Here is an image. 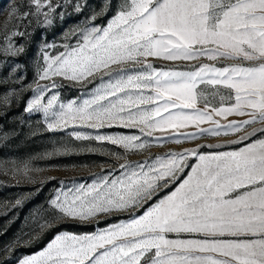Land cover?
I'll list each match as a JSON object with an SVG mask.
<instances>
[{"label": "snow or ice", "instance_id": "obj_1", "mask_svg": "<svg viewBox=\"0 0 264 264\" xmlns=\"http://www.w3.org/2000/svg\"><path fill=\"white\" fill-rule=\"evenodd\" d=\"M87 7L88 0L11 5L0 26V57L24 53L16 42L27 35L19 30L23 21L52 26L69 15L57 9L82 14ZM62 39L74 43L41 45L25 112L43 114L50 132L71 128L75 141L118 150L99 149L112 163L86 180L61 179L38 230L58 220L128 218L91 233H58L18 264H264V0H104ZM7 68L0 64V71ZM19 68L11 67L0 85L19 84ZM59 81L80 85L83 94L61 99ZM16 98L15 89L0 94V107ZM114 127L136 131L100 132ZM221 135L237 136L227 143L243 147L150 151L153 144ZM72 154L61 144L42 158ZM38 170L29 161L3 169L29 182Z\"/></svg>", "mask_w": 264, "mask_h": 264}, {"label": "rangeland", "instance_id": "obj_2", "mask_svg": "<svg viewBox=\"0 0 264 264\" xmlns=\"http://www.w3.org/2000/svg\"><path fill=\"white\" fill-rule=\"evenodd\" d=\"M24 2L25 0H0V26L8 17L10 6ZM103 3L104 0H88V7L82 14L72 13L71 8L57 9L58 12L65 11L69 15H65L63 19L57 16L52 26L37 27L35 23L27 26L28 22L23 21L19 30L26 31L27 35L16 38V42L24 45V53L14 57H0V64L8 66L7 69L0 71V77L7 75V71L15 65L20 66L16 76L22 77L19 84L0 85V94L11 89H15L17 92V98L13 99L9 106L0 107V261L7 257L10 264H18L19 259L41 251L58 233H91L128 218L127 214H117L110 218L99 217V223L87 224L72 220H58L54 222L55 226L45 228L43 231L38 230V225L43 222V218L51 214L49 201L61 186L60 180L65 178H84L86 180L90 173H98L101 166H108L112 163V160L101 154L99 149L118 150L113 145H100L94 140L75 141L69 135L71 128L62 132H50L46 129L43 114L25 112L27 100L33 95L27 85L35 86L36 66L41 45L45 42L56 45L66 42L74 43V41L62 39L64 32L77 24H82L92 9L99 10ZM106 22L107 17L97 21L101 24ZM12 23L20 24L21 22L13 21ZM62 50L63 48L59 47L50 51L54 54L56 51ZM152 62L156 65L170 63L163 60H152ZM16 76L13 79H16ZM41 83L46 82L42 81ZM59 83L65 85L59 89L63 100L83 94L80 85L68 86L70 83L68 81H59ZM229 119H242V117L231 116ZM85 131L91 132L93 135L96 134L95 130L85 129ZM129 131L136 130L118 127L100 130L102 134L128 133ZM236 139L235 135L204 136L181 144L175 142L163 145L153 144L150 151L154 154H163L169 150L182 151L185 148H195L197 144H211L214 148L219 145L220 147L216 150L221 151L243 147V144L227 143ZM61 144L71 146L75 154L58 155L50 159L42 158L45 153H51L56 146ZM93 149L97 151H92ZM211 150L203 149L204 152ZM147 155L148 153L145 152L131 155L130 158L142 159ZM26 161L31 162L35 169H39L33 173L34 180L32 182L19 175L4 174L3 169ZM189 163L195 164L196 159L191 158ZM187 171L190 169H187L186 173ZM49 177L57 179L51 180L48 179ZM41 181L44 182L40 183ZM169 190L166 189L161 195H166ZM18 199L22 201L21 205L12 207ZM33 236H39V239L28 243ZM8 246L14 250L4 252Z\"/></svg>", "mask_w": 264, "mask_h": 264}]
</instances>
